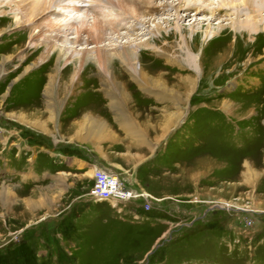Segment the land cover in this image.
I'll return each mask as SVG.
<instances>
[{
	"label": "rangeland",
	"instance_id": "374dc122",
	"mask_svg": "<svg viewBox=\"0 0 264 264\" xmlns=\"http://www.w3.org/2000/svg\"><path fill=\"white\" fill-rule=\"evenodd\" d=\"M151 1L129 8L145 16L133 35L106 25L102 38L65 45L61 57L21 40L15 20L0 26V264H264V59L226 74L199 54L203 68L188 70L174 33L160 55L139 53L144 84L116 57L108 74L93 57L81 64L88 52L152 42L156 25L172 33L177 1L154 0L168 6L161 12ZM86 6L82 18L101 26ZM190 19L180 21L186 36L230 22ZM93 165L157 201L90 202Z\"/></svg>",
	"mask_w": 264,
	"mask_h": 264
},
{
	"label": "bare ground",
	"instance_id": "6f19581e",
	"mask_svg": "<svg viewBox=\"0 0 264 264\" xmlns=\"http://www.w3.org/2000/svg\"><path fill=\"white\" fill-rule=\"evenodd\" d=\"M176 1L177 4L173 8L175 21L172 33L166 32L165 36L162 37L160 36V31L162 29L156 25L153 29L154 31L148 32L154 37L152 42H147L146 40L133 46L134 43L132 44V41L130 40L131 42H126L123 46L111 48L107 51H99L97 57H94V54L91 52H86L87 57L81 60V64L83 65L86 63V59L93 57L94 59L92 58V60L95 62L97 69L101 72L105 71L104 73H107V64L112 57H116L120 63L123 64L122 67L124 72L131 75L133 80L138 82L143 81L142 84H144L147 82L148 78L146 76V70L144 71L139 62V53L140 55L147 54L148 56H153L154 54L160 55L162 48L158 45L164 40L167 41V39L174 35V33L178 34L177 38L179 39L178 43L180 45L178 48L181 53H184L187 69L189 68L198 71L203 68L202 58L198 60L199 54L200 57L201 55L202 57L208 55L211 59V63L208 64L207 67L214 70L219 69L221 72L222 70H229L232 73L237 72L240 69L246 72L249 68L248 63H250L251 66L253 62L264 59V0L223 1L216 9L212 6V3L209 2L210 0H203L201 3H199L200 0ZM140 3L143 4L142 0H0V26H5L12 22V20H15V27L19 29L21 28V30L17 32L18 34L16 33L17 35H20L21 40H23L26 35L30 37V40H41L42 51H44V53L47 55L58 54L61 57L68 53V50L64 47L65 45L76 44L84 46L92 40H95L96 37L102 38L108 30L118 31L119 29H123L128 35H133L138 29L136 28L138 25L137 20L144 18L145 16L135 13L129 8L132 4H136L137 6L140 5ZM86 4L90 6L88 12L90 11L91 14H96L97 12L96 18L98 19L99 17H103L101 21L104 23V26L101 22V26H97L96 28L95 26L97 22L95 23L93 20V22L89 24V22L86 21L88 16L87 10H84L87 9ZM147 5L150 6L147 8L150 9V11L152 10L151 12H161L168 7L166 4L157 7L154 0H152L151 3L147 2ZM117 9L120 11V15L117 14ZM84 11L85 14L83 13ZM182 11L185 14L180 16ZM191 12H193V15H190ZM199 14L209 15L210 20L224 19L225 21V19H228L230 22L227 24L228 27L226 30L221 25H218L216 28H212L209 25L204 31L196 26L189 28L187 32L188 36L183 34L181 32L183 28L180 25V21L182 19H185V21L186 19L191 20L190 17H192L196 22V17ZM84 15L87 16L82 18ZM130 20L135 23L134 26H132L131 23L133 22H130ZM38 21H40L39 25H35ZM121 24H124L123 27H126L121 28ZM105 26L110 28L106 30L104 28ZM45 30L48 33L53 32L55 34L52 36H48L47 34V36H45L43 35L45 34L43 31ZM2 31L4 30L0 28V33ZM69 34L71 35L70 38L68 37ZM97 34L98 36H96ZM83 36L87 37V39L83 38ZM34 42L31 44L34 45L33 49L37 48L36 51H38V49L40 50L41 47H38ZM58 42L62 45H57ZM239 45H243V47L241 46L242 49L238 47ZM20 47L21 46H18L14 49H19ZM237 47L240 50H238ZM209 49L210 52L208 53L207 51ZM81 50H87V48H81ZM199 50L202 51V53H200ZM74 54H78V52L74 51ZM255 57L256 59H253ZM243 58H247L245 63H243V65H236V63ZM69 66H67L66 69L64 68L67 73L71 71V68L73 69V65ZM56 69L58 72L59 69L56 65L51 68V70ZM231 74H229V76ZM78 75L79 74L76 71L74 75H71V77L68 76L66 80L70 82L69 84H72L78 79ZM101 78L106 85L109 86L111 83H114L118 85L119 88L123 89V87H120L113 78L110 80L102 75ZM52 81L53 80H50L51 83ZM113 97L111 96L112 99ZM94 169L95 168H91L87 173V176L92 177ZM140 193L146 194L143 191Z\"/></svg>",
	"mask_w": 264,
	"mask_h": 264
},
{
	"label": "built area",
	"instance_id": "2783aa9c",
	"mask_svg": "<svg viewBox=\"0 0 264 264\" xmlns=\"http://www.w3.org/2000/svg\"><path fill=\"white\" fill-rule=\"evenodd\" d=\"M92 184L87 192V198L93 203H108L116 206H125L138 203L148 209L153 201L150 195L142 194L139 190H132L124 185L118 175L109 169L93 165Z\"/></svg>",
	"mask_w": 264,
	"mask_h": 264
}]
</instances>
